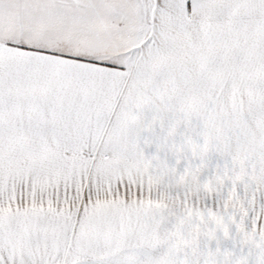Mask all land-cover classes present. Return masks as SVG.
Returning a JSON list of instances; mask_svg holds the SVG:
<instances>
[{"label":"snow or ice","instance_id":"1","mask_svg":"<svg viewBox=\"0 0 264 264\" xmlns=\"http://www.w3.org/2000/svg\"><path fill=\"white\" fill-rule=\"evenodd\" d=\"M0 264H264V0H0Z\"/></svg>","mask_w":264,"mask_h":264}]
</instances>
